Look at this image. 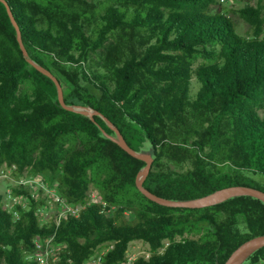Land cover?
<instances>
[{"label":"trees","instance_id":"16d2710c","mask_svg":"<svg viewBox=\"0 0 264 264\" xmlns=\"http://www.w3.org/2000/svg\"><path fill=\"white\" fill-rule=\"evenodd\" d=\"M5 1L28 56L58 79L64 102L101 115L61 107L54 82L24 58L0 2V169L14 164L17 174L41 176L71 204L92 186L100 202L56 226L41 222L38 200L16 206L15 218L0 194V264H36L25 252L50 234L61 245L57 264H82L106 241L114 246L104 263H114L134 240L150 255L131 264H223L264 234V203L251 196L204 208L146 198L135 185L145 163L105 136L114 131L104 120L133 149L150 148L143 185L159 196L195 198L247 185V173L264 176V0L238 10L248 36L218 0ZM260 260L264 246L243 264Z\"/></svg>","mask_w":264,"mask_h":264},{"label":"built area","instance_id":"2783aa9c","mask_svg":"<svg viewBox=\"0 0 264 264\" xmlns=\"http://www.w3.org/2000/svg\"><path fill=\"white\" fill-rule=\"evenodd\" d=\"M232 4L234 0H219ZM16 173V166L13 164L8 166L4 164L0 169V177L12 182L8 187L5 188L2 195L3 207L13 213V217H18L19 210L16 206L22 209H27L30 199L39 200L42 197L49 198L55 204V208L50 212V220H47L48 207H38V215L41 222H54L56 226L59 224L61 218L67 213L76 215L86 205L90 203H98L100 199L97 191L89 189L88 195L82 203L71 204L68 203L63 197L58 195L56 191L49 188L46 182L41 176L32 175L26 173L17 174L16 177L11 178L10 174ZM13 187L23 188L27 194L15 193ZM130 244V243H129ZM114 242L106 241L98 244L92 252L84 259L82 264H105L104 256L112 250ZM61 247L60 244L54 241V234H50L44 237L36 236L33 238V246L30 250L25 252V257L36 262V264H57V257L55 252ZM150 255V251L140 249L139 247L129 248L125 250V255L122 260L117 262H111L107 264H131V262L138 256H142L147 259Z\"/></svg>","mask_w":264,"mask_h":264},{"label":"water","instance_id":"95a60500","mask_svg":"<svg viewBox=\"0 0 264 264\" xmlns=\"http://www.w3.org/2000/svg\"><path fill=\"white\" fill-rule=\"evenodd\" d=\"M4 4L7 10V14L10 18V21L15 29V36L18 42V45L22 51L24 58L30 63L34 68L41 71L43 74L48 76L56 86L57 92V100L61 107L68 111L77 112L79 114L88 116L92 118L93 115H101L95 109L91 107H87L84 105H71L64 102L63 92L61 85L58 79L47 69L37 64L34 60H32L28 56V52L23 44L21 31L17 22L15 21L13 14L10 10L9 5L5 0H0ZM106 124L114 131V135L105 134L107 138H109L112 142L116 143L119 147H121L124 151H126L129 155L139 160H142L145 164L144 166L137 172L135 176V185L136 188L149 200L163 205L167 207H180V208H204L208 206H212L223 202L229 198L235 196L247 195L254 197L264 203V191L249 185H230L225 186L219 189H216L208 194L198 196L195 198L188 199H169L162 196H159L149 189H147L143 182L150 171V167L153 161V156L151 153L147 151H137L130 147L125 141L122 134L119 130L107 119L104 118ZM264 246V234L253 236L242 243H240L236 248L232 250V252L228 255L223 264H243V262L257 249Z\"/></svg>","mask_w":264,"mask_h":264},{"label":"rangeland","instance_id":"374dc122","mask_svg":"<svg viewBox=\"0 0 264 264\" xmlns=\"http://www.w3.org/2000/svg\"><path fill=\"white\" fill-rule=\"evenodd\" d=\"M258 3V0H234V2L232 4H229V3H225V2H220L218 0V3H217V7L221 8L225 14H227L228 17H230V19L232 20L234 26H235V30L237 33H239L240 35H243V36H248V35H251L252 33V29L250 27V25L240 16L238 10L239 8L241 7H245V6H249V5H252V6H255L256 4ZM216 8V7H215ZM262 36H264V29L262 31ZM131 42L135 43V41L133 39H130ZM202 60L201 59H198L197 60V64H199ZM198 87V83L195 79V77L193 76V79H192V92H196V89ZM260 115H262V113L264 112V109L263 110H259L258 111ZM145 151L147 152H151L150 151V148H146ZM27 173V172H26ZM17 174H14V173H11L10 174V177L11 178H14L16 177ZM245 178L247 179V181L245 182L247 185H251V186H256V187H260L262 189H264V176L263 175H260V174H250V173H247L245 174ZM10 180H6L4 179L3 177H0V194L3 193V191L5 190L6 187H8L10 184L13 185L12 182H9ZM90 189L94 190V187H90ZM39 202V206L40 207H48V215H47V220H50L51 217H50V212L55 208V204L49 200V198H46V197H42L41 199L38 200ZM187 237H191V238H199L200 237V234H189V235H186ZM179 239V238H178ZM166 243V241H165ZM139 247L140 249H145V250H148L149 249V246L141 241V240H134V241H131L130 244H129V248L133 247ZM253 264H264V261L260 260L256 263H253Z\"/></svg>","mask_w":264,"mask_h":264}]
</instances>
